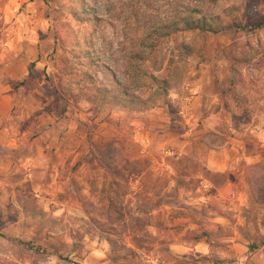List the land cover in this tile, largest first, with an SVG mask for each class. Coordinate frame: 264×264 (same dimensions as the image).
<instances>
[{
    "label": "rangeland",
    "instance_id": "374dc122",
    "mask_svg": "<svg viewBox=\"0 0 264 264\" xmlns=\"http://www.w3.org/2000/svg\"><path fill=\"white\" fill-rule=\"evenodd\" d=\"M166 1L0 0V68L37 53L26 97L0 121V128L26 130L16 147L0 146V264H116V254L127 255L119 246L133 250L134 264H160L165 249L180 264H264V159L240 169V177L229 179L232 192L219 199L214 190L185 194L180 179L154 176L151 160L132 142L136 129L164 117L172 135L163 148L174 149L188 99L211 87L229 105L234 128L253 125L254 114L264 111V23L250 32L204 35L201 49L194 35L166 44L171 50L183 41L195 53L173 70L186 76L170 82L165 104L133 112L91 100L109 73L135 82V39L168 18ZM234 1L222 0L217 9ZM255 10L264 17V0ZM165 49L152 55L155 63ZM225 51L247 62L232 70ZM142 63L154 71L153 58ZM49 128L55 132L42 133ZM181 159L169 161L175 171ZM204 177L224 184L219 174ZM131 237L139 249L129 245Z\"/></svg>",
    "mask_w": 264,
    "mask_h": 264
},
{
    "label": "crops",
    "instance_id": "0c3cea01",
    "mask_svg": "<svg viewBox=\"0 0 264 264\" xmlns=\"http://www.w3.org/2000/svg\"><path fill=\"white\" fill-rule=\"evenodd\" d=\"M36 56L37 53L34 56L27 55L24 58L14 59L0 68V121L3 123L10 117L15 103L21 100L20 98L26 97L22 94L23 85H26L30 79V67L33 64L31 62H34ZM29 57H32L33 61ZM35 69L37 70V67ZM193 94L188 99L186 112L181 113L183 115L180 121L181 127L175 135L176 143L173 145L177 151L172 149L179 152L182 158L177 171L174 170L177 164H171L159 155L164 149L163 146L168 144L166 138L172 135L170 130L162 126L161 122L167 121L164 117L154 118L153 124L149 123L136 129L132 142L137 144L143 158L151 160L150 169L154 176L173 177L175 181L180 179L185 185L183 186L185 194H201L207 190H214L218 192L217 197L222 199L232 192L229 179H237L241 176L240 169L257 165L264 159V111L254 114L253 125L244 126L242 131H238L232 126V113L224 109L222 100L212 87L207 94L198 90ZM208 108H211V112L205 114ZM156 112L162 113L161 110ZM31 114L33 110L22 118L23 124ZM197 126L199 128L196 129ZM19 127L14 126L12 131L5 126L0 128L2 148L16 147L19 135L23 136L26 132L23 125L22 128ZM52 132H55V128H49V131L42 133L52 134ZM207 136L214 137L217 143L211 145L203 142ZM199 148L204 150V156H200ZM69 154L68 159H71L72 152ZM25 158L29 166H32L30 154ZM205 172L224 176L222 188L206 179ZM137 183L135 182L134 185Z\"/></svg>",
    "mask_w": 264,
    "mask_h": 264
},
{
    "label": "trees",
    "instance_id": "16d2710c",
    "mask_svg": "<svg viewBox=\"0 0 264 264\" xmlns=\"http://www.w3.org/2000/svg\"><path fill=\"white\" fill-rule=\"evenodd\" d=\"M222 0H170L167 2L169 16L163 19L162 23L150 28H142V34L135 39L140 49L134 53L136 62L131 67L135 82H128L120 78L115 72L107 75V85L96 87L91 100L97 104H112L122 109L133 112H144L166 103V96L171 87V81L181 82L186 76L184 73L176 74V67L185 65L188 57L192 56L194 47L188 43L180 41L177 47L169 50L170 42H176V37L187 35L200 37L203 48L204 35H216L225 31L250 32L260 28L264 23V17H260L255 10L258 0H235L232 5L218 7ZM179 7V11L176 8ZM164 45L165 53L160 57L162 63H155L154 58L160 45ZM167 44V45H166ZM176 44V43H174ZM144 50H147L146 54ZM169 50V55H166ZM154 56L152 57V55ZM230 69H234V64H243L247 61L237 59L231 53L225 51L223 54ZM153 58V72H147L144 61H151ZM82 59V58H81ZM85 59L94 68L100 70L106 68L98 65L93 59L84 55ZM175 59H177L175 61ZM140 63V65H138ZM143 64V65H142ZM164 66V67H163ZM173 74V77L170 74ZM84 78L89 79L86 73ZM223 107L231 112L229 105L224 102ZM110 204L111 201L107 199ZM139 239L131 237L129 245L137 248ZM113 246V245H112ZM111 246V247H112ZM115 246V245H114ZM117 247V246H116ZM119 249L127 251V255L116 254L113 260L116 264H134V253L130 248L119 246ZM139 249V247L137 248ZM163 259L157 260L160 264H180L178 259L170 254L168 249L163 251Z\"/></svg>",
    "mask_w": 264,
    "mask_h": 264
},
{
    "label": "built area",
    "instance_id": "2783aa9c",
    "mask_svg": "<svg viewBox=\"0 0 264 264\" xmlns=\"http://www.w3.org/2000/svg\"><path fill=\"white\" fill-rule=\"evenodd\" d=\"M159 155L163 160L173 163H177L181 159V154L179 152L170 149H162Z\"/></svg>",
    "mask_w": 264,
    "mask_h": 264
}]
</instances>
